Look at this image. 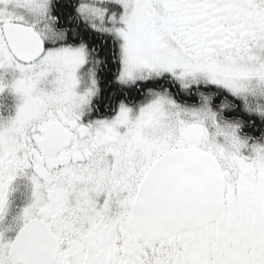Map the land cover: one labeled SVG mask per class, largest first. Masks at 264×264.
Returning a JSON list of instances; mask_svg holds the SVG:
<instances>
[{"label": "snow or ice", "instance_id": "1", "mask_svg": "<svg viewBox=\"0 0 264 264\" xmlns=\"http://www.w3.org/2000/svg\"><path fill=\"white\" fill-rule=\"evenodd\" d=\"M0 264H264V0H0Z\"/></svg>", "mask_w": 264, "mask_h": 264}]
</instances>
